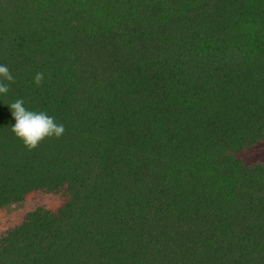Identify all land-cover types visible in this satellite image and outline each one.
Wrapping results in <instances>:
<instances>
[{"label":"trees","instance_id":"16d2710c","mask_svg":"<svg viewBox=\"0 0 264 264\" xmlns=\"http://www.w3.org/2000/svg\"><path fill=\"white\" fill-rule=\"evenodd\" d=\"M0 64V208L66 195L0 264H264V0H0ZM16 99L65 134L29 151Z\"/></svg>","mask_w":264,"mask_h":264},{"label":"clouds","instance_id":"9594fccd","mask_svg":"<svg viewBox=\"0 0 264 264\" xmlns=\"http://www.w3.org/2000/svg\"><path fill=\"white\" fill-rule=\"evenodd\" d=\"M44 81V74L37 72L34 82L41 86ZM15 83V78L6 65L0 64V95H7L10 85ZM11 110L15 124L11 131L16 138L22 141L29 150H36L48 139H60L65 134L63 124H58L54 117L49 116L45 111L29 110L25 107L23 99H16L8 105Z\"/></svg>","mask_w":264,"mask_h":264},{"label":"rangeland","instance_id":"374dc122","mask_svg":"<svg viewBox=\"0 0 264 264\" xmlns=\"http://www.w3.org/2000/svg\"><path fill=\"white\" fill-rule=\"evenodd\" d=\"M236 156L248 165L264 163V140L259 141L252 147L241 150ZM65 200L66 195L64 192L47 193L37 191L28 194L21 203L0 208V235L20 225L26 215L35 209L44 208L56 212L62 207Z\"/></svg>","mask_w":264,"mask_h":264}]
</instances>
